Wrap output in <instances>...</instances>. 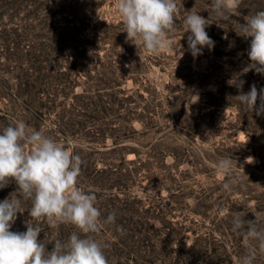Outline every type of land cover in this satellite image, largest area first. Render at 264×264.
Listing matches in <instances>:
<instances>
[{
	"label": "rangeland",
	"instance_id": "obj_1",
	"mask_svg": "<svg viewBox=\"0 0 264 264\" xmlns=\"http://www.w3.org/2000/svg\"><path fill=\"white\" fill-rule=\"evenodd\" d=\"M67 1L79 7L68 12L70 25L79 27L77 48H67L61 66V71L70 69L72 74L44 85L40 96L49 104L40 114L39 130L57 138L68 150L87 144L98 151L117 146L110 154L96 156L108 158V165L119 172L135 173L121 196L141 199L151 208V219L157 225L165 218L181 227L174 238L158 240L152 251L141 247L128 253L123 248L121 261L144 264L142 259L151 257V264H235L243 251L242 237L231 231L229 207L235 205V213L245 215V220L257 217L264 222V212L254 207L264 206V114L246 111L235 97L237 88L228 84L234 72L247 66L249 44L230 27L234 35L227 41L216 39V49L205 47L193 57L187 45L189 33L181 39L183 18L189 10L208 18L211 0H183L171 37L174 44L183 46L181 50L173 47L159 55H138L136 47L126 42L114 0ZM245 1L237 14L247 8ZM13 64L8 51L0 53V108L11 119L23 120L31 131L28 114L32 110L26 96L17 92L18 78L7 71ZM55 73L51 76L56 77ZM242 79L244 92L252 84L264 88V76L255 71ZM119 88L125 90L120 95H132L126 105L111 102ZM81 93L86 100L101 98L108 109L76 129L66 121L70 115L80 119ZM87 110L91 112V106ZM221 158L236 161L229 177L215 170ZM80 180L82 188H94L88 180ZM225 183L229 190L223 187ZM100 238L108 241L107 251L127 246L117 243L112 228Z\"/></svg>",
	"mask_w": 264,
	"mask_h": 264
},
{
	"label": "clouds",
	"instance_id": "obj_2",
	"mask_svg": "<svg viewBox=\"0 0 264 264\" xmlns=\"http://www.w3.org/2000/svg\"><path fill=\"white\" fill-rule=\"evenodd\" d=\"M244 0H211L208 18L200 12L187 11L183 18V39L187 37L188 50L193 57L202 54L205 47L214 48L215 42L206 28L209 19H231ZM183 0H114V6L126 33V42L133 44L139 55H159L166 49L183 47L174 44L176 17ZM244 23L233 28L236 35L249 42L248 64L234 72L229 86L238 90L236 99L240 105L256 115L264 114V88L255 84L243 91L249 71L264 76V10L243 17ZM180 39V40H181ZM227 39V36L224 37ZM234 46L230 42L229 48ZM83 160L78 152L41 130H29L23 120L0 130V189L15 183L16 190L0 202V264H110L106 255L108 241L100 238L103 228L113 224L115 212L102 219L97 205V194L92 188H82ZM236 161L221 158L215 170L231 176ZM223 187L230 189L225 183ZM30 201V208H22V202ZM28 211L29 217L38 223H26V231H12L18 214ZM245 215L234 213L231 231L242 237L243 251L235 258V264H260L264 259V222L257 217L245 220ZM43 222L52 229L61 225L73 226L66 240L46 243L39 239L44 230ZM51 244V250L48 245Z\"/></svg>",
	"mask_w": 264,
	"mask_h": 264
},
{
	"label": "trees",
	"instance_id": "obj_3",
	"mask_svg": "<svg viewBox=\"0 0 264 264\" xmlns=\"http://www.w3.org/2000/svg\"><path fill=\"white\" fill-rule=\"evenodd\" d=\"M245 2H247V8L243 9L242 13H235L231 19L221 21L217 20L216 17L214 18L206 28L213 41L216 39L223 42L227 41L230 35H234L230 27L238 28L239 23H244V16L264 10V0H246ZM76 9H79L78 4L67 0H0V53L3 54L8 51L9 56L15 61L12 67L9 66L12 70L7 71L18 78L15 81L18 94L26 96L29 109L32 110H30L28 118L32 122L31 127L33 130H39L40 114L42 109L49 104L40 96L41 92L44 91V85L53 78L64 80L72 74L70 69L61 71V66L67 48L70 46L77 48L76 42L79 41L77 36L79 27L70 25L69 22L72 18L68 14V12H73ZM225 36H227V39H224ZM241 40L249 44L248 41L242 38ZM214 49H216L215 46ZM216 52L221 53L220 51ZM80 56L81 58L82 56L86 57L82 52H80ZM85 59L88 60L87 57ZM75 60H72L71 63L73 64ZM6 68H8L7 65ZM73 69L75 68L73 67ZM53 73L56 74V77L51 76ZM121 83L120 80L118 85ZM124 91L119 88L116 97L111 99V102H117L118 106L126 105L132 95H120ZM83 94H78L79 98H83L80 99L81 107L78 111V114L81 115L80 119L78 120L75 115H70L66 121L67 125H76V129H79L78 127L88 118L95 120L108 109L101 98L86 100V96L84 97ZM47 100L51 99L47 98ZM90 106L91 112L87 110ZM14 122L15 120L10 118L8 112L0 108V130ZM102 130L100 128L98 132L102 133ZM118 143V140L114 139L113 144L117 145ZM116 148L117 146L105 151H98L96 146L87 144L85 147L82 145L72 146L69 151L75 149L84 162L81 178L88 180V183H91L95 188L92 189L96 191V206L102 213V219H106L109 213L115 212V222L105 226L98 236L101 237V234L107 228H112L118 236L119 241L117 243L126 242L127 246L125 247L115 246L110 251L106 250L110 264H123L120 257L123 256L122 252L124 250L133 253L138 251L137 248L150 247L152 251L158 244V240L163 242L162 239L174 238V234L181 227H175L170 219L165 218L159 220L160 222L157 225L151 219V208H146L141 199L129 194L121 196L128 179L135 173L119 172L118 169L108 165V158L99 160L96 156L97 153L110 154ZM99 161H102V166H99ZM15 190L16 185L14 182L0 189V202ZM30 207V201L22 202V208ZM254 207L258 211L264 212V206L256 205ZM229 208L230 216L236 212L235 205H231ZM26 223L34 226L38 223L29 217L27 210L22 214H18L11 230L26 231ZM39 226L44 230L41 232L39 239L43 240L46 236V243H51L57 239L66 240L74 230L71 225H61L58 230L50 228L43 222ZM164 234H167V236L162 238ZM131 238L137 240L133 241ZM129 240L132 241V244L129 243ZM135 242H141V244L136 245ZM51 247L52 245L49 244V250H51ZM142 261L145 262L144 264H151L154 259L150 257L144 258Z\"/></svg>",
	"mask_w": 264,
	"mask_h": 264
}]
</instances>
